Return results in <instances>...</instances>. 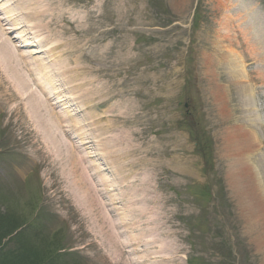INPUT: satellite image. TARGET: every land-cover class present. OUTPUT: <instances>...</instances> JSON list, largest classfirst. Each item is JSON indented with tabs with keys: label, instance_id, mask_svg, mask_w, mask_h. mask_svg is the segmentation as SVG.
I'll use <instances>...</instances> for the list:
<instances>
[{
	"label": "rangeland",
	"instance_id": "1",
	"mask_svg": "<svg viewBox=\"0 0 264 264\" xmlns=\"http://www.w3.org/2000/svg\"><path fill=\"white\" fill-rule=\"evenodd\" d=\"M224 1H41L54 14L41 30L69 35L82 58L75 66L100 87L94 91L92 86L88 98L106 96L95 101L104 114L96 113L108 117L103 125L111 123L113 138L99 135L117 154L111 162L129 165L126 173L121 170L128 181L125 202L140 199L142 205L154 206L134 238L144 237L145 254L156 251V256L166 257L179 251L182 264L184 258L194 264H264V237L258 240L250 225L240 197L245 189L238 182L242 159L249 154L255 162L253 151H244L246 139L252 140L249 135L255 132L264 140L256 128L264 112V52L257 46L248 49L237 24L224 19ZM246 1L258 3L264 13V0ZM68 9L74 11L69 19ZM234 51L242 58V82L260 88L257 99L249 97L251 104L246 105L226 63ZM5 75L0 68V94H14ZM22 111L13 117L6 112L0 119V128L5 127L4 163L13 171L0 172V228L4 230L3 224L9 230L0 251L11 259L9 254L20 244L35 247L39 256L51 246L78 250L85 264H134L126 238L115 236L114 248L108 243L113 231L108 216H100L104 202L83 188L86 179L77 177L71 160L57 161L51 155L54 147ZM250 115L255 127H250ZM191 132L208 145L213 166H204ZM11 136L21 145L16 147V139L8 141ZM247 167L252 173L251 164ZM31 177L35 182L27 186ZM144 187L151 191L147 198ZM76 259L73 255L69 260ZM57 264L66 263L62 258Z\"/></svg>",
	"mask_w": 264,
	"mask_h": 264
},
{
	"label": "bare ground",
	"instance_id": "2",
	"mask_svg": "<svg viewBox=\"0 0 264 264\" xmlns=\"http://www.w3.org/2000/svg\"><path fill=\"white\" fill-rule=\"evenodd\" d=\"M0 1L5 4V0ZM51 10L52 9L50 7H47L44 12L33 10L26 13L28 18L35 19L39 14L42 16L51 12ZM221 10L226 21H232L233 23L237 24V28L240 30V36L245 41L246 47L248 49L257 46V49L264 52V13H262L258 7L251 6L250 4L246 5L245 1L240 3L238 0H225L221 4ZM15 16L16 14L9 15L8 18L11 19V17L14 18ZM48 18H50V16ZM10 24H12L13 29L18 30L23 28L21 24L17 23V19L14 21L10 20ZM22 34V37H26L28 34L32 33L24 30L22 31ZM62 42L63 41H60L59 43ZM13 43L14 41L9 38L6 33V29L0 27V68H2V72L4 75L6 73V79H10V84L14 87L16 96H18L20 99H23V109L25 110V114L30 119V121L35 124L34 129H36L40 134H43L45 141L49 142L54 147V155L57 158V161H62V158L72 160L71 152H67L66 146L60 143L59 139L55 137V132L59 130V125L55 122L54 118H51V116L53 117V113L49 109L51 100L48 98L50 96L47 94V92H45L46 89L48 90V88L51 87L52 90H54V93L51 94L53 99V94L54 96L57 94L55 88L58 91L59 88H57V86L53 83L54 78L51 72L52 67L47 65L49 63L47 62V59L43 57V55L45 53L47 55L52 53L53 58L56 55H61L62 52L55 51H60L63 46L60 44L54 49L47 48L46 50H41L39 52H42V57L34 59V61L29 60L27 65L28 72L31 68L39 75L41 82V84H39L36 80L32 79L31 74L24 72L19 62V57H21V54L19 53V47ZM26 44L30 43L28 42ZM66 45H68V48L66 50H62L63 52L75 53L74 42L72 43L69 40ZM258 55V53L257 55L254 54L256 57H254V59H257ZM233 57H236L237 60L233 59ZM233 57L227 58L226 60L228 69L231 70L232 75H234L236 79V85L240 87L239 89H241L242 94H245L243 95L245 97L246 105L251 104L249 98V88L244 84L245 82H242V79L245 78L244 70L241 68L242 58L239 57L235 51ZM65 61L66 60H63L61 56L56 62H54L53 65H63V74L68 76L70 74V67ZM239 75H241V77ZM63 101L64 100H61L59 102ZM61 117L65 118L64 113H61L60 118ZM248 119H250V117H248ZM249 137L252 140L246 139L243 147L245 148L244 151L247 153L249 151H253L251 153V155H253V160L256 158V153L260 152L262 147L260 144V147L258 146V137L256 135L250 134ZM54 140H56V142ZM246 156L247 157L245 159H242L243 161H241L239 168L240 174L238 176V182L242 180V184L245 189L241 190L240 197L244 198L243 201L246 206L245 210L248 211L246 213L249 215L250 225L254 230V233L256 232V237L259 240L260 236L264 237V175L259 173L258 168L252 163L251 160L249 161L248 158L250 155L247 154ZM71 164L72 163H70V166ZM249 164H251V167L253 168L252 173L251 169H248L247 167ZM248 170H250V173ZM67 175L69 176V174ZM87 186L88 185L85 184L83 188H86ZM122 222H124V218H122ZM114 226L117 227L116 224H113V227ZM114 238L115 233L110 232L108 243H111V248H114Z\"/></svg>",
	"mask_w": 264,
	"mask_h": 264
}]
</instances>
